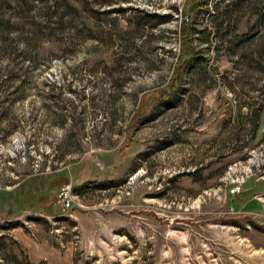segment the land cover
I'll return each mask as SVG.
<instances>
[{
    "label": "rangeland",
    "instance_id": "374dc122",
    "mask_svg": "<svg viewBox=\"0 0 264 264\" xmlns=\"http://www.w3.org/2000/svg\"><path fill=\"white\" fill-rule=\"evenodd\" d=\"M0 28V264H264V0H0Z\"/></svg>",
    "mask_w": 264,
    "mask_h": 264
},
{
    "label": "trees",
    "instance_id": "16d2710c",
    "mask_svg": "<svg viewBox=\"0 0 264 264\" xmlns=\"http://www.w3.org/2000/svg\"><path fill=\"white\" fill-rule=\"evenodd\" d=\"M165 22V21H164ZM195 28V20L191 16H185L184 22L182 23V31H180L183 49L180 54L181 61L178 63V65L175 68L176 76L174 77V80L179 82V76L184 71L185 66L189 62V58L192 54V34L194 32ZM1 32V28H0ZM13 52V47L11 43L7 40H3L0 43V57H6V54H10Z\"/></svg>",
    "mask_w": 264,
    "mask_h": 264
},
{
    "label": "built area",
    "instance_id": "2783aa9c",
    "mask_svg": "<svg viewBox=\"0 0 264 264\" xmlns=\"http://www.w3.org/2000/svg\"><path fill=\"white\" fill-rule=\"evenodd\" d=\"M237 191H239V189H235L234 191H232V193L234 194ZM57 201L65 210H69L72 208L74 199L71 186H65L59 190Z\"/></svg>",
    "mask_w": 264,
    "mask_h": 264
}]
</instances>
